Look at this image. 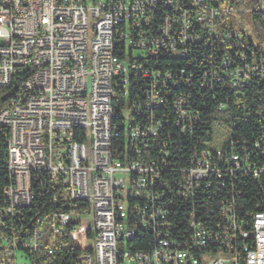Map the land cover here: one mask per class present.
<instances>
[{
    "label": "built area",
    "instance_id": "2783aa9c",
    "mask_svg": "<svg viewBox=\"0 0 264 264\" xmlns=\"http://www.w3.org/2000/svg\"><path fill=\"white\" fill-rule=\"evenodd\" d=\"M254 1L0 0V229H9L0 264H32L27 253L53 255L63 237L80 251L77 264H264V129L242 150L195 152L187 167L155 148L169 122L196 132L204 93L263 84L264 59L227 46L242 33L222 25L231 16L243 28L241 13H264ZM243 179L248 192L236 187ZM52 186V202L88 211L20 227L15 216ZM253 195L260 205L246 216L241 201ZM217 198V214H207L203 204ZM138 229L151 233L150 249L134 248ZM93 246L102 262H91Z\"/></svg>",
    "mask_w": 264,
    "mask_h": 264
},
{
    "label": "trees",
    "instance_id": "16d2710c",
    "mask_svg": "<svg viewBox=\"0 0 264 264\" xmlns=\"http://www.w3.org/2000/svg\"><path fill=\"white\" fill-rule=\"evenodd\" d=\"M233 1L237 2L236 6L242 5L256 8L254 0ZM240 16L248 19L250 24L249 34H246L245 28H242V25L238 24L234 17L228 16L222 19L223 26H227L230 29H239L242 33L240 41L235 44L231 42L227 46L237 45L249 57L264 59V13L253 11L248 14L241 13ZM160 63L163 67L166 65V67L173 69L182 66L180 62H169L170 64L168 65V62L162 60ZM201 99L204 103V108H199L198 111L202 117V123L196 132L187 133L183 136V133L174 126L173 122H169L165 131L170 136L169 139L166 134L162 133L156 142L155 148L158 146L161 148V145H164V149L170 155L169 159L172 165L187 167L191 162L193 153L202 150L211 152L220 150L223 153L229 152L233 148L242 150V148L251 146L253 141L261 135V130L264 129V82L263 84L253 81L249 82L245 88L238 92L228 88H219L212 93H204L201 95ZM219 108L222 109L219 110ZM152 110H154L152 114H161L162 106ZM171 118H176L174 117V111H171ZM77 134L79 138L74 137V139L80 142V132ZM250 183L251 185L253 183L251 179H243V181L237 183L236 187L242 188V192H248L251 189L248 188ZM52 187V189L48 188L45 191L33 207L29 210L20 211L21 216H15L16 219L20 218V227L23 226V229H27L30 224L34 225L37 220L51 214L88 211V203L63 200L61 197H59L57 202H52V196L60 191L57 186ZM220 203L219 198L208 200L203 204V210L207 214L212 211L216 215ZM241 204L244 208L250 207L246 209V216H252L255 208L251 207L260 205V195H253L247 201H241ZM177 217L181 220L185 218V216ZM177 217L175 216V219L172 218L171 220L174 224H176ZM215 217L213 216V218ZM16 228H18V225H16ZM16 228L14 229L17 230ZM1 234H9V229H0ZM62 244H64L63 248L53 255L46 256L37 252L34 254L27 253V256L32 264H77L75 260L80 251L74 249L66 237L62 238ZM132 244L136 250L150 249L152 247L151 233L138 229ZM39 250H42V247Z\"/></svg>",
    "mask_w": 264,
    "mask_h": 264
},
{
    "label": "bare ground",
    "instance_id": "6f19581e",
    "mask_svg": "<svg viewBox=\"0 0 264 264\" xmlns=\"http://www.w3.org/2000/svg\"><path fill=\"white\" fill-rule=\"evenodd\" d=\"M160 106H152V109H157ZM154 111V110H152ZM174 117L179 118V111H174ZM79 130H71L70 149L73 156H80V142L75 140L78 137ZM17 152H24V145H17ZM252 216H255V212ZM249 233H256V226L249 228ZM206 259L223 260V251H206ZM91 262H102L101 246H93L91 251Z\"/></svg>",
    "mask_w": 264,
    "mask_h": 264
},
{
    "label": "rangeland",
    "instance_id": "374dc122",
    "mask_svg": "<svg viewBox=\"0 0 264 264\" xmlns=\"http://www.w3.org/2000/svg\"><path fill=\"white\" fill-rule=\"evenodd\" d=\"M239 18H241V16H239ZM243 24H244V28H245V32L246 34L248 33L249 34V31H250V24H249V21L246 17H242L241 18ZM247 34V35H248ZM17 264H29V262L21 257H17Z\"/></svg>",
    "mask_w": 264,
    "mask_h": 264
}]
</instances>
